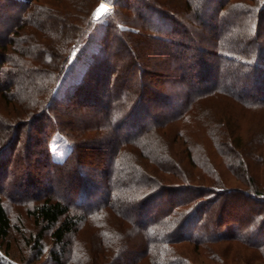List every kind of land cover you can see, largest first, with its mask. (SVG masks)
I'll use <instances>...</instances> for the list:
<instances>
[{"label": "trees", "instance_id": "1", "mask_svg": "<svg viewBox=\"0 0 264 264\" xmlns=\"http://www.w3.org/2000/svg\"><path fill=\"white\" fill-rule=\"evenodd\" d=\"M100 1L0 0V243L18 203L51 264L264 261V0H113L58 96Z\"/></svg>", "mask_w": 264, "mask_h": 264}, {"label": "rangeland", "instance_id": "2", "mask_svg": "<svg viewBox=\"0 0 264 264\" xmlns=\"http://www.w3.org/2000/svg\"><path fill=\"white\" fill-rule=\"evenodd\" d=\"M111 4L99 17L93 16V24L89 31V39L81 43L76 49L73 50L68 65L63 72V75L58 83L55 94L61 95L66 88L78 81L87 64V54L94 47L98 35L102 32L106 16L111 13L113 9V0H105ZM100 3V2H99ZM87 51V52H86ZM51 151L53 157L57 160H62L69 152L70 146L66 139L59 132H54L51 138ZM25 167H20L19 172H24ZM9 213L12 219V228L8 238L10 250L7 253L8 242L0 243V254L7 256L4 257L3 262L8 264H51L49 262V250L52 247V240L49 235L45 239L44 255L38 260L35 258V250L32 244L26 242L27 236L33 235L37 232L36 226L32 217H30L25 208L18 203L8 206ZM255 264H264V261H257Z\"/></svg>", "mask_w": 264, "mask_h": 264}, {"label": "water", "instance_id": "3", "mask_svg": "<svg viewBox=\"0 0 264 264\" xmlns=\"http://www.w3.org/2000/svg\"><path fill=\"white\" fill-rule=\"evenodd\" d=\"M109 4L105 0H101L100 3L94 9V15L99 17L107 8Z\"/></svg>", "mask_w": 264, "mask_h": 264}, {"label": "built area", "instance_id": "4", "mask_svg": "<svg viewBox=\"0 0 264 264\" xmlns=\"http://www.w3.org/2000/svg\"><path fill=\"white\" fill-rule=\"evenodd\" d=\"M109 6H112L111 4H109Z\"/></svg>", "mask_w": 264, "mask_h": 264}, {"label": "bare ground", "instance_id": "5", "mask_svg": "<svg viewBox=\"0 0 264 264\" xmlns=\"http://www.w3.org/2000/svg\"><path fill=\"white\" fill-rule=\"evenodd\" d=\"M109 4V3H108Z\"/></svg>", "mask_w": 264, "mask_h": 264}]
</instances>
